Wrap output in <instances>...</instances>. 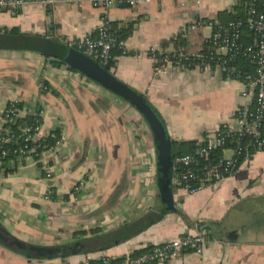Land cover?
<instances>
[{
    "label": "crops",
    "instance_id": "obj_1",
    "mask_svg": "<svg viewBox=\"0 0 264 264\" xmlns=\"http://www.w3.org/2000/svg\"><path fill=\"white\" fill-rule=\"evenodd\" d=\"M244 13L237 0H151L108 9L94 8L88 1L82 6L56 2L27 4L15 12L0 9V127L3 109L16 101L22 103L20 117L38 111L39 138L59 134L57 147L46 159L49 178L43 164L31 157L11 159L2 167L3 224L28 242L58 244L80 237L77 232L86 236L93 229L120 227L159 206L151 132L139 113L65 63L53 64L56 59L41 54L35 42L64 44L66 37L94 36L103 19L116 31L130 29L112 72L145 93L162 116L174 149L175 143L197 141L231 123L237 108L252 103L254 94L214 65L175 63L157 72L156 56L175 51L176 38L193 24L202 26L208 41L215 22L227 23ZM172 184L175 203L181 204L190 225L179 214L168 213L107 250L56 259L29 260L0 246V264L121 258L183 234H202L203 253L188 250L155 264H264V213L254 203L245 204L240 215L256 221L252 228L247 225L235 242L223 231L232 206L264 198V152L254 153L233 175L194 194H187L173 178Z\"/></svg>",
    "mask_w": 264,
    "mask_h": 264
},
{
    "label": "built area",
    "instance_id": "obj_2",
    "mask_svg": "<svg viewBox=\"0 0 264 264\" xmlns=\"http://www.w3.org/2000/svg\"><path fill=\"white\" fill-rule=\"evenodd\" d=\"M88 1L94 8L108 9L113 6H136L145 4L151 0H0V9L15 12L27 4L52 5L56 2L71 3L82 6ZM244 7L246 18L244 20H231L227 23L215 22L208 41L214 49L212 53L201 51H178L171 57H164L163 63L157 72H164L165 66L178 64L181 61L195 62L200 66L215 68L228 79L236 76V66L232 64L237 56L250 58L255 64L253 75H247V86L253 90L254 100L250 104H244L237 108L233 121L215 129L208 137H202L195 142V147L189 153L174 157V183L187 194H194L205 187L219 183L233 175L240 162L250 160L256 152H264V0H237ZM247 28L250 32V42H241L242 30ZM63 43L71 48L96 59L103 66L109 64L113 58L112 51L119 45L117 36L112 31L108 20L103 19L97 27L94 36L66 37ZM216 50H225L224 53ZM21 107L16 101L9 102L2 112V126L0 127V155L15 154L17 158L31 157L43 164L47 178L51 176V169L47 164V156L57 144L43 147L39 138L40 122L33 125H25L21 134L15 137V133L5 128V124L13 122L21 116ZM19 139V145L12 150L5 149L4 145ZM229 142L233 146L228 145ZM221 150V155L214 164L201 166V161L206 160L215 150ZM224 151L231 152L225 155ZM179 172H176V170ZM48 197V193L46 194ZM205 237L202 234H183L155 245L150 252L124 260L103 255L101 264H147L149 262L160 263L166 259L178 258L185 251H193L202 254L204 251ZM79 264H93L90 259H83Z\"/></svg>",
    "mask_w": 264,
    "mask_h": 264
},
{
    "label": "water",
    "instance_id": "obj_3",
    "mask_svg": "<svg viewBox=\"0 0 264 264\" xmlns=\"http://www.w3.org/2000/svg\"><path fill=\"white\" fill-rule=\"evenodd\" d=\"M34 46L39 48L41 54L65 63L91 82L126 101L130 107L139 113L151 132L154 162L157 170L156 186L159 206L157 209L148 210L138 219L120 227L99 234L80 236L58 244L28 242L11 232L0 220V246L29 260L56 259L107 250L137 235L168 213L179 214L190 225L186 215L181 210V204H176L174 200L172 178L175 170V155L173 141L162 116L145 93L119 79L96 59L80 50L48 40L37 41ZM251 202L255 204L256 210L260 214L264 213V198L243 200L232 206L223 222V231L230 242H235L247 225L252 228V223L256 222L247 221V218L240 217L244 212L245 204Z\"/></svg>",
    "mask_w": 264,
    "mask_h": 264
},
{
    "label": "trees",
    "instance_id": "obj_4",
    "mask_svg": "<svg viewBox=\"0 0 264 264\" xmlns=\"http://www.w3.org/2000/svg\"><path fill=\"white\" fill-rule=\"evenodd\" d=\"M243 7V6H242ZM244 8V7H243ZM245 14V13H244ZM237 18L244 20L246 18V14L240 17H235L232 19L238 20ZM111 24V28L112 31L115 33V35L117 36V40L119 42V45L113 49L112 51V56L113 58L110 60L109 64H107L105 67L109 70V71H113V68L115 67L116 64V59L115 57L117 55L120 54V52H123L122 49V41L125 39V37L129 34V31L127 30V32L125 33L124 31L118 30L116 31V29L114 28V25L110 22ZM14 33H17L18 30L13 29L12 30ZM249 35L250 32L248 31V29L245 27L242 30V37H241V42L245 45L246 40L248 41L249 39ZM251 38V36H250ZM245 40V41H244ZM245 42V43H244ZM175 46H176V50L170 53H163L161 55H157V64L155 65V68H158L162 63H163V59L164 57H171L174 53H177L178 51H184V52H196V51H203L206 53H212V47L209 41H207L202 34V26L199 24H193L191 26V28L186 31L184 34L179 35L176 40H175ZM53 64L54 63H63L61 61H57V60H53L52 61ZM181 64L187 65V66H193L195 64V62H185V61H181ZM64 64V63H63ZM233 65L236 66V76L233 79L236 80H240L242 82H244L247 85V75H253L255 72V64L254 62L248 58V57H244V56H237L233 62ZM70 69H73L72 67L69 66ZM76 71V70H75ZM17 106L21 107L22 103L18 102ZM37 122H40V117L38 116V111L35 114H28L25 117H20V118H16L13 122L5 124V128H9L11 129L14 133H15V137L21 134V130L25 125H33L36 124ZM262 126L264 129V119L262 120ZM59 139V134L57 131H53L50 135H48L46 138H43L41 145L44 147H50L52 145H54V143L56 142V140ZM195 142L196 141H188V142H181V143H175L174 144V155L175 157L178 155H182V154H186L189 153L193 150V148L195 147ZM19 145V139H14L12 140V142L5 144L4 147L5 149H10L12 150L14 147H17ZM228 145H232V142H229ZM221 155V150H215L213 151L210 156L206 159V160H202L201 161V166H205L207 164H214L218 157ZM17 156L15 154L9 153L6 156L2 157L0 155V160H2L3 162H7L10 159H16ZM241 163V162H240ZM6 164V163H5ZM176 172H179V170L177 169ZM205 224H200L199 227L202 228ZM214 225V223H209V225L207 226V228L211 229L210 227H212ZM80 233V236L85 235L84 232H77ZM91 235L94 234H99L101 233L99 229H93L90 231ZM77 234H75V237ZM210 236H213V234L211 233ZM154 246L152 245H148L146 247L143 248H139L134 250L133 252H131L129 254V258H133L136 257L138 255L150 252L153 249ZM126 257H121V258H117V260L121 261L124 260ZM91 262L93 264H101L100 263V259H91ZM147 264H155V262H149Z\"/></svg>",
    "mask_w": 264,
    "mask_h": 264
},
{
    "label": "rangeland",
    "instance_id": "obj_5",
    "mask_svg": "<svg viewBox=\"0 0 264 264\" xmlns=\"http://www.w3.org/2000/svg\"><path fill=\"white\" fill-rule=\"evenodd\" d=\"M45 148H46V146H45ZM228 153V152H227ZM11 160V159H10ZM9 161V160H8ZM5 163L6 162H3L2 160H0V171H1V169H2V167H4L5 166Z\"/></svg>",
    "mask_w": 264,
    "mask_h": 264
}]
</instances>
